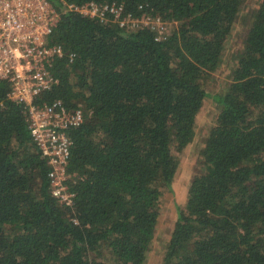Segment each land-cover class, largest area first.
<instances>
[{
	"label": "trees",
	"instance_id": "1",
	"mask_svg": "<svg viewBox=\"0 0 264 264\" xmlns=\"http://www.w3.org/2000/svg\"><path fill=\"white\" fill-rule=\"evenodd\" d=\"M246 1L66 0L115 3L125 17L177 27L157 40L150 29L62 14L48 40L63 50L52 68L59 83L36 104L84 113L70 132L74 214L53 197L24 107L0 81V264L147 263L180 165L174 152L195 139L204 84ZM235 60L230 84L213 96L219 114L161 264H264V0Z\"/></svg>",
	"mask_w": 264,
	"mask_h": 264
},
{
	"label": "built area",
	"instance_id": "2",
	"mask_svg": "<svg viewBox=\"0 0 264 264\" xmlns=\"http://www.w3.org/2000/svg\"><path fill=\"white\" fill-rule=\"evenodd\" d=\"M59 11L51 0H0V81L11 86L8 99L24 107L29 131L42 158L50 166L49 180L53 197L75 212V195L69 191L68 166L72 140L70 132L81 127L85 116L81 109L70 110L62 101L37 105V98L54 88L59 80L52 72L55 59L63 54L60 46H50L49 38L63 13L83 18L118 23L129 30L150 29L161 39L164 22L159 16L144 19L124 16L119 4L67 3L59 0ZM75 54L70 55L71 61ZM78 225L77 218H73Z\"/></svg>",
	"mask_w": 264,
	"mask_h": 264
},
{
	"label": "rangeland",
	"instance_id": "3",
	"mask_svg": "<svg viewBox=\"0 0 264 264\" xmlns=\"http://www.w3.org/2000/svg\"><path fill=\"white\" fill-rule=\"evenodd\" d=\"M259 2L261 0H247L243 5L231 38L226 45L223 64L204 84L210 97L206 98L204 107L197 118L195 139L183 152H174L180 165L171 187L163 191L159 223L146 264L162 263L167 244L178 219V210L187 202L193 177L201 171L200 153L219 114L213 96L223 93L231 82V73L236 66L235 58L243 50L248 25ZM176 27L177 24L165 23L162 26L163 33L171 34Z\"/></svg>",
	"mask_w": 264,
	"mask_h": 264
}]
</instances>
